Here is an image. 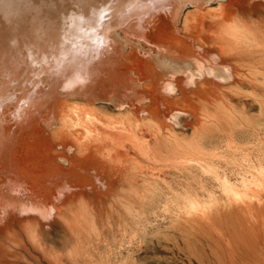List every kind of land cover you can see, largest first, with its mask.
<instances>
[{"label":"bare ground","instance_id":"obj_1","mask_svg":"<svg viewBox=\"0 0 264 264\" xmlns=\"http://www.w3.org/2000/svg\"><path fill=\"white\" fill-rule=\"evenodd\" d=\"M211 1L0 0V232L12 243L21 241L11 231L16 219L37 247L41 221L62 219L80 235L93 230L86 207L68 219V203L94 194L96 185L109 192L123 180L133 188L137 177L156 171L163 181L174 173L186 178L175 185L192 209L187 222L214 233L221 226L222 234L209 235L206 264H264V248L254 251L264 217V153L255 161L234 154L231 170L221 172L220 153L205 151L214 130L230 122L222 97L231 90H224L254 73L238 61L263 37L237 12L264 0H219L213 11ZM186 5L194 10L181 21ZM116 30L124 46H134L129 56ZM110 107L119 117L101 115ZM180 117L189 139L176 132ZM201 170L212 187L196 181Z\"/></svg>","mask_w":264,"mask_h":264},{"label":"rangeland","instance_id":"obj_2","mask_svg":"<svg viewBox=\"0 0 264 264\" xmlns=\"http://www.w3.org/2000/svg\"><path fill=\"white\" fill-rule=\"evenodd\" d=\"M217 1L219 0H212L210 2L209 9L211 8V11L217 9ZM193 10L194 6L186 5L181 21L186 14L193 12ZM237 13L239 19L246 23L249 28L252 30L254 29L253 31L260 33L263 37L261 38L259 35V38L262 39L259 40L260 44H254V46L250 48L251 53L243 57L244 59L238 61V63L240 62L239 64H241L240 66H245L243 68L249 69L254 73H247L249 78L247 75L245 78L242 77L245 80V83L242 85L236 87V85L230 83L227 86L232 89L236 88L235 91L230 88L224 90V92L231 90V92H226L227 95H230L228 97L226 96V98L222 97L225 99L222 100L223 102L226 100L229 103L231 102L230 104H228L227 101L225 102V109L229 107L227 108L229 110L226 111H230L231 115L228 112L226 116H230L231 118L232 113L235 111L233 117L235 115L236 118L234 117L233 120V118L231 119L229 117L230 122L234 123V125L229 122V124H225L223 127L214 130L218 132L217 136L214 132V141H212L215 144L211 142L205 148L206 153L209 151L208 154L210 151L211 153L217 151L215 154L220 153V157H218V154L216 155L218 158H215V161L219 162L220 168L215 167V169L221 172L223 169L227 172L231 170L232 167L229 164L231 161L229 160L232 159V155L233 157L236 155L238 159H241L245 153V156L249 155L251 160L253 159L255 161V157L260 154V152L264 153V3H260L253 8L246 7L244 10L241 9ZM114 35L119 41L121 46L120 49H122L121 52L125 56H129L131 51L134 50V46L129 44L124 46L125 39L121 31L116 30ZM134 44L135 46L138 45L136 43ZM261 45L263 46L260 47ZM256 46L258 47L256 48ZM142 50H144V48H142ZM142 50L140 49L141 52ZM255 50L256 54L253 55L252 52L255 53ZM248 55L250 57H248ZM254 74L258 75L256 76V80L253 79V76H255ZM246 85L250 86L247 87ZM255 85L258 87H255ZM238 87L241 89L238 90ZM211 113H213V111H211ZM101 115L103 117L113 116V118H116L119 117L120 114L116 109L110 107L109 109L101 110ZM228 117L226 118L227 120ZM180 121L182 126L177 129L176 132L189 139L191 131L185 130L188 125L184 121V117H180ZM227 130H229L228 132L230 135H228L229 133ZM224 134L225 136H223ZM218 138L221 140H218ZM231 138H234V140H230ZM226 140L227 142H225ZM233 142L234 144L230 145ZM258 143L259 146H257ZM227 144H229L230 148ZM209 146L213 151L210 150L211 148ZM215 147H217V149H215ZM226 147H228L227 150ZM220 149L221 151H219ZM221 153L225 154L222 155ZM221 157L223 158L220 159ZM221 161H223V164ZM64 166L68 169L67 164H64ZM202 171L203 170L195 173L196 181L198 182L199 179H206L208 185L206 187H212V185H214L213 181L208 180L210 175ZM155 172L156 171L148 172L145 176L140 177V179L137 177V182L135 181V186L133 187L134 189L128 187L123 180L113 183L109 192H107L105 185L101 187L96 185L98 189L94 194H86L82 198L83 201L80 200L81 202L76 199L75 203H68V208L63 210V213L68 215V219H70L76 211H80L82 207H86L87 218L89 215V223L92 224L93 227L95 226L93 230L89 226L90 229L85 230L82 235L73 232L62 219H48L40 222L38 238L41 246L37 247L30 241L16 219L11 223V231L12 233H17L21 241H17L14 238V243H12L4 232H0L1 241H3L6 246L5 249H0V264H199L200 259L202 263L206 264V259L210 256L208 247L209 235L215 236L216 233L222 234L223 231L221 230V226L217 224L215 227L216 232L214 233L211 232L212 230L208 231L207 227L202 229V226L200 227L198 224L195 225V223L193 224L192 222L191 224L190 221L187 222L186 212L192 211V209H190L189 205L184 200V187L181 188L175 185L181 181L186 182V178L174 173L167 175L163 181L162 178H158V175H151V173ZM142 179H144L143 183H139L142 182ZM153 181L156 182V185ZM195 184L198 188L199 185L197 183ZM143 185H145L146 188H144ZM213 189L218 199H221V204H223L225 196H223L219 189ZM133 190L136 192L138 191L137 195L140 196L139 198ZM126 192L129 193V196L126 195ZM86 203L88 205H86ZM87 207L90 208V211H88L89 208ZM127 207L133 208L127 212L125 211V209H129ZM127 214H129V216ZM259 223V231L255 236L257 240L254 251L256 252L264 248V217L259 219ZM259 226H261V228ZM205 228V231L209 234L204 231Z\"/></svg>","mask_w":264,"mask_h":264}]
</instances>
